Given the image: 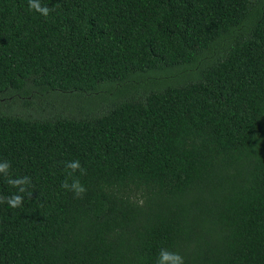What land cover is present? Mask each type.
Wrapping results in <instances>:
<instances>
[{"label": "trees", "instance_id": "16d2710c", "mask_svg": "<svg viewBox=\"0 0 264 264\" xmlns=\"http://www.w3.org/2000/svg\"><path fill=\"white\" fill-rule=\"evenodd\" d=\"M39 3L0 0V264H264V0Z\"/></svg>", "mask_w": 264, "mask_h": 264}, {"label": "clouds", "instance_id": "9594fccd", "mask_svg": "<svg viewBox=\"0 0 264 264\" xmlns=\"http://www.w3.org/2000/svg\"><path fill=\"white\" fill-rule=\"evenodd\" d=\"M28 7L30 11H35L44 17H47L51 11L46 6H42L39 0H28ZM66 168L70 169L69 176L79 171L81 175L86 174V170L81 166L79 160L70 161L66 164ZM11 163L9 161L0 162V174H2L6 183L18 189L19 193H26L28 186L31 185V177L24 176L19 178H12L10 175ZM61 187L67 191L73 192L76 198H82L86 193L87 189L80 183L78 178L72 179L71 183L66 178ZM31 195L30 193H28ZM24 197L21 194H13L10 196L0 195V204L6 203L10 208L16 209L22 206ZM156 264H185L184 257L177 252L169 251L168 249L162 248L157 256Z\"/></svg>", "mask_w": 264, "mask_h": 264}, {"label": "rangeland", "instance_id": "374dc122", "mask_svg": "<svg viewBox=\"0 0 264 264\" xmlns=\"http://www.w3.org/2000/svg\"><path fill=\"white\" fill-rule=\"evenodd\" d=\"M134 86H138L139 89H141L142 84H144V82H142V80H136V81H132ZM125 85L119 84V83H114L113 85H105L103 86L96 94L94 97H97V100H95L93 102V104H89L87 105L86 102L84 101H75V102H65L63 103L64 106L74 109L76 110L77 114H82V112L84 111L85 108H90L92 105L94 106H100V105H104L108 102L114 101L116 99L119 98V96L126 94V88L125 86L129 85L127 83H124ZM116 90H120L122 93H120L119 91L115 92ZM103 101V102H100ZM46 105H52V106H58L59 104L56 102H47ZM63 107V106H61ZM15 113H19V114H23V113H30V114H35L31 111H28V109H20V108H14ZM22 112V113H20ZM42 113V112H41Z\"/></svg>", "mask_w": 264, "mask_h": 264}]
</instances>
